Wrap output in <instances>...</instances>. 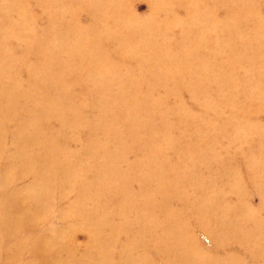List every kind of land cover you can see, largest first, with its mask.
Wrapping results in <instances>:
<instances>
[{
    "label": "rangeland",
    "instance_id": "rangeland-1",
    "mask_svg": "<svg viewBox=\"0 0 264 264\" xmlns=\"http://www.w3.org/2000/svg\"><path fill=\"white\" fill-rule=\"evenodd\" d=\"M0 62V264H78L29 247L84 250L92 207L110 264H165L178 224L193 264H264V0H0ZM14 131L51 160L5 184Z\"/></svg>",
    "mask_w": 264,
    "mask_h": 264
},
{
    "label": "bare ground",
    "instance_id": "bare-ground-1",
    "mask_svg": "<svg viewBox=\"0 0 264 264\" xmlns=\"http://www.w3.org/2000/svg\"><path fill=\"white\" fill-rule=\"evenodd\" d=\"M12 68V69H11ZM11 69V71L14 69V64L13 63H8L6 65H4V67L2 66L1 62H0V77L1 75L5 72H9V70ZM10 71V72H11ZM7 94H5L4 92H0V99H4L7 101V104H14V100H18L17 97L15 99L11 98L12 96H10V94H8V97L6 98ZM3 105V104H1ZM8 111L11 112V109L8 108ZM13 137L16 143V148H17V156H14L13 160L10 162V164H8L5 169L3 170V176H2V181L5 182V184H8V181H13L11 173H13L14 167L18 164H21L22 161H24V163H30L31 165H46V163L48 162L47 160H51V156L49 155V153L44 152L43 158L39 159L40 161H38L33 155L35 154L36 150V146H34V143L32 142V136H29L26 134H22L19 133L17 131L13 132ZM2 140V136L0 135V142ZM36 145V144H35ZM48 155V156H47ZM45 156V157H44ZM57 168H59V165L57 164L56 166ZM47 175H50L49 172H47ZM42 178L44 180V174H42ZM11 181V182H12ZM34 190V189H33ZM28 193H31L33 195V193H36L34 196H42V199L45 200L46 195H40L39 192H35L32 191L31 189L27 190ZM43 192V191H42ZM41 192V193H42ZM39 193V194H38ZM49 194V193H48ZM15 196H17V194H15ZM20 201V200H18ZM44 204L43 207H45V201H42L40 203L39 206H41V204ZM14 204V208L15 211L21 210V201L19 202H13ZM38 202H37V206H38ZM93 210L88 208V213H86L84 215V223H86L89 228H90V232H89V237L91 238V240H89L90 242H88L87 247L84 250H81L78 245L75 242H71V240H73V234L74 232L71 231H67V230H58L57 233L55 234L54 239H50L47 241H37L33 242L29 249L34 251L36 249V247H40V248H44L45 250H48L51 248V245L54 243H59L61 245L62 250H64V255L66 253H69L70 255V260H75L78 262V264H83L84 261H86L88 264H110V256L108 254H103V253H98V248L99 247H107L109 246V242H105L103 236H102V219H98L96 218V214L94 212V207H92ZM92 213V215L90 214ZM15 218H13L9 224H15V222L20 218V219H24V216H21V213L15 212ZM90 214V215H87ZM147 214V213H146ZM0 215L2 216V213L0 212ZM26 215V214H25ZM0 216V217H1ZM27 216V215H26ZM35 216L32 215L31 218H34ZM143 218V217H142ZM2 219V217L0 218ZM18 226H22L24 225L23 220H18ZM186 227V225L184 224H178L176 227L173 228V232L172 235L174 236V238L172 239V246H169L167 248H165L163 250L165 255V264H193V253L192 251V247L191 244H189L186 240L187 238L189 239V235H184L182 234V228ZM152 229V228H151ZM156 231V229H152V232L154 233ZM180 241V242H177ZM130 243V247L128 249H125L123 253H125L130 259L133 257V246L134 243L136 242H128ZM26 246V244H24ZM82 253L83 255L86 256V259L83 258H76L75 256H73L74 252H78ZM71 253V254H70ZM168 256H171V260L167 259ZM167 257V258H166ZM68 261V262H69ZM138 264H150L148 262L147 257H141L139 259Z\"/></svg>",
    "mask_w": 264,
    "mask_h": 264
}]
</instances>
